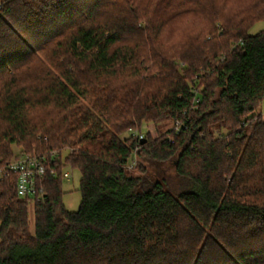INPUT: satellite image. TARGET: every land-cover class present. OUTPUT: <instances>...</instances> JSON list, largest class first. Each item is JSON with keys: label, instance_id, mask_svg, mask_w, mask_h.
<instances>
[{"label": "trees", "instance_id": "16d2710c", "mask_svg": "<svg viewBox=\"0 0 264 264\" xmlns=\"http://www.w3.org/2000/svg\"><path fill=\"white\" fill-rule=\"evenodd\" d=\"M258 22L264 0H0V166L68 151L39 202L0 182V264H264Z\"/></svg>", "mask_w": 264, "mask_h": 264}, {"label": "built area", "instance_id": "2783aa9c", "mask_svg": "<svg viewBox=\"0 0 264 264\" xmlns=\"http://www.w3.org/2000/svg\"><path fill=\"white\" fill-rule=\"evenodd\" d=\"M143 139V136H138ZM60 153L51 155V159L42 156L24 154L14 158L5 165L0 166V182L9 175L17 177V194L21 199L41 201L46 194L43 182L49 175L54 178L59 176L58 163ZM62 177L71 180L70 173L63 171Z\"/></svg>", "mask_w": 264, "mask_h": 264}, {"label": "rangeland", "instance_id": "374dc122", "mask_svg": "<svg viewBox=\"0 0 264 264\" xmlns=\"http://www.w3.org/2000/svg\"><path fill=\"white\" fill-rule=\"evenodd\" d=\"M263 29H264V23L258 22L250 29L249 34L255 35ZM256 114L262 115V117L264 118V100L262 101L259 109L256 111ZM173 127L174 126L172 122H164L158 126L146 123L141 127L140 129L141 131L133 130V131L127 132L123 135L122 138L124 139V138H128L129 136H138V135L139 136L142 135L143 137H146V135L148 136V134L151 135V137L156 138L160 134H164L168 130L173 129ZM13 151L15 155L14 157H20L23 155L22 148L14 147ZM60 154H61L62 160H64V157L67 156L68 151L64 149L62 152H60ZM135 167H136L135 162L129 166L133 174H138V172L134 170ZM157 170L159 171V169ZM65 171L70 173L71 180L65 179L63 182V190L65 192V195L63 197V203L65 207L67 208V210L75 212L78 210L80 206V202H81V194L79 192L81 174L79 171L72 170L70 168H67ZM164 171L165 172H161V170L159 171V174H158L159 178H161L162 175L163 176L166 175V177L173 175L174 174L173 164L169 163L165 165ZM29 220H30V232L33 233L34 232V211L31 206L29 208Z\"/></svg>", "mask_w": 264, "mask_h": 264}]
</instances>
